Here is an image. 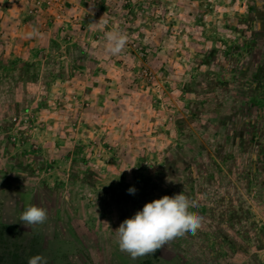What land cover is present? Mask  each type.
Instances as JSON below:
<instances>
[{"label": "rangeland", "instance_id": "rangeland-1", "mask_svg": "<svg viewBox=\"0 0 264 264\" xmlns=\"http://www.w3.org/2000/svg\"><path fill=\"white\" fill-rule=\"evenodd\" d=\"M252 62L264 0H0V264H264V111L245 113L248 141L217 129ZM180 192L195 234L119 249L125 219ZM29 205L43 224H22Z\"/></svg>", "mask_w": 264, "mask_h": 264}, {"label": "clouds", "instance_id": "clouds-1", "mask_svg": "<svg viewBox=\"0 0 264 264\" xmlns=\"http://www.w3.org/2000/svg\"><path fill=\"white\" fill-rule=\"evenodd\" d=\"M107 22L100 18L90 25V28H103ZM34 30L29 36H37ZM105 50L116 56L121 54L127 43L128 36L119 29L104 33ZM133 168V167H132ZM132 168L125 170L131 171ZM136 189L130 187L129 194H135ZM194 202L180 192L172 196L164 195L159 199L146 203L142 210L131 218L125 219L115 230L116 243L119 249L136 259L148 254H155L166 243L182 237L187 233L195 234L201 227L202 218L194 211ZM47 220V211L36 205L27 206L20 215V221L27 228L43 224ZM28 264H47L41 255L30 257Z\"/></svg>", "mask_w": 264, "mask_h": 264}, {"label": "crops", "instance_id": "crops-1", "mask_svg": "<svg viewBox=\"0 0 264 264\" xmlns=\"http://www.w3.org/2000/svg\"><path fill=\"white\" fill-rule=\"evenodd\" d=\"M260 65H257L255 63H250L248 66V76L246 78V80L244 81V83L242 84L241 90L239 95L237 96V99L235 102H233L232 107L227 109V112L229 113V117L227 116L222 122V126L218 125L217 129L219 130H225L227 132V134L225 135V137H223V143L224 144H228L232 138H234L232 136L233 131L231 130V127L233 126V124H235V128L234 130L236 131L239 128V131L243 130L244 136H242V139L244 142L248 141V136H247V131L244 127L243 129V125L246 122V117H245V113H249L251 115H253L254 113L259 114L261 112V110L258 108L257 103H250L251 100L252 101H259V98H255L253 99L254 94H256V92L254 91V87L253 84L251 83V79L254 75V73H256L255 68L258 67ZM228 119V120H227ZM239 133H235V136H238ZM241 136V135H240ZM221 143V141H218ZM217 142V143H218ZM218 143V144H220ZM218 162V159L215 157H212L209 159V164L210 166H206L204 167V172H203V176L204 178H207L211 181L214 173L216 170H218L219 164L215 163ZM222 165V164H221ZM30 206V205H29Z\"/></svg>", "mask_w": 264, "mask_h": 264}, {"label": "trees", "instance_id": "trees-1", "mask_svg": "<svg viewBox=\"0 0 264 264\" xmlns=\"http://www.w3.org/2000/svg\"><path fill=\"white\" fill-rule=\"evenodd\" d=\"M256 73H254L251 83L253 84V89L256 92L253 99L259 98V101H252L250 103H257L258 108L264 111V65L255 68Z\"/></svg>", "mask_w": 264, "mask_h": 264}]
</instances>
